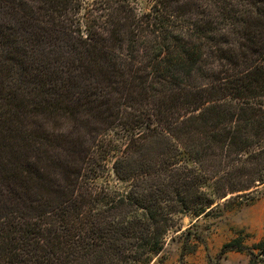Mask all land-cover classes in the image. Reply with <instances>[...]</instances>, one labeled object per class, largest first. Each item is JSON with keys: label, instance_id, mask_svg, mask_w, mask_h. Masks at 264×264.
Listing matches in <instances>:
<instances>
[{"label": "trees", "instance_id": "obj_1", "mask_svg": "<svg viewBox=\"0 0 264 264\" xmlns=\"http://www.w3.org/2000/svg\"><path fill=\"white\" fill-rule=\"evenodd\" d=\"M148 1L0 0V89L43 95L0 104V264H151L264 184V0Z\"/></svg>", "mask_w": 264, "mask_h": 264}, {"label": "rangeland", "instance_id": "obj_2", "mask_svg": "<svg viewBox=\"0 0 264 264\" xmlns=\"http://www.w3.org/2000/svg\"><path fill=\"white\" fill-rule=\"evenodd\" d=\"M82 1L87 5L94 0ZM138 3L142 11L149 8L148 0H138ZM0 90V104L10 114L16 113L13 105L20 99L43 98L35 89L17 93L13 84ZM25 120L29 121L30 117L26 115ZM247 193L246 196L230 194L217 201L208 215L183 217L179 228L168 235L160 261L154 260L151 264H250V251H256L264 242V184ZM232 242L246 250L222 254L224 246Z\"/></svg>", "mask_w": 264, "mask_h": 264}]
</instances>
